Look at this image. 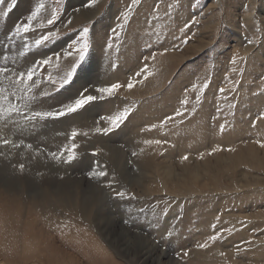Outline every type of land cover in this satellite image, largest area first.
I'll return each instance as SVG.
<instances>
[{"label": "rangeland", "instance_id": "1", "mask_svg": "<svg viewBox=\"0 0 264 264\" xmlns=\"http://www.w3.org/2000/svg\"><path fill=\"white\" fill-rule=\"evenodd\" d=\"M41 4L31 29L17 34ZM85 40V59L60 88ZM0 52L9 69L0 106L19 104L8 77L21 66L35 69L27 95L36 97L0 117V162L11 163L0 171V264H264V0H3ZM116 83L112 95L98 91ZM81 94L97 99L64 116L25 118ZM125 111L119 128L96 131L111 127L102 117ZM143 137L161 141L141 145L149 169L138 155ZM161 164L188 183L184 166L198 164L207 187L169 192ZM160 210L172 211L170 226Z\"/></svg>", "mask_w": 264, "mask_h": 264}, {"label": "snow or ice", "instance_id": "2", "mask_svg": "<svg viewBox=\"0 0 264 264\" xmlns=\"http://www.w3.org/2000/svg\"><path fill=\"white\" fill-rule=\"evenodd\" d=\"M0 2H3V0H0ZM135 2V0H134ZM43 5L41 4L39 6V8L36 9V11H33L32 14L28 17V22L22 24V25H17L16 26V32L17 34H19L21 31L27 33L31 27H32V21L35 19L38 11L40 8H42ZM56 17L55 15H53L52 19H49L48 20V23L49 24H53L54 21H55ZM187 27V25H185ZM88 29L87 28H84L83 29V32L81 33V36H86L87 33H88ZM51 35H55V33H49V36ZM49 36H43L41 37V39H38L36 40V44H40L42 41H45L49 38ZM74 44L76 42H73ZM87 50H88V43L87 41L85 40L83 43L80 44V47L79 49L77 50L78 51V60L76 62V64H74L72 66V70L69 71L67 73L66 76H64L61 80V83L59 84V87L60 88H63L64 86L68 85L70 82H71V79H72V75H73V72L76 70V66L79 64V62L83 61L85 59V56H86V53H87ZM65 56H71L73 55V53L71 51L69 52H66L64 53ZM57 58H59V54H57ZM50 60L51 58H47V59H44L43 61H40L38 63H42L43 65H47L50 63ZM9 69L7 68H0V74L2 73H5V72H8ZM16 75V81H15V85L19 87L20 91L21 92H25L24 96L22 97H17V99H21L23 100L24 104L27 105L31 100H34L36 97L33 95V96H28L27 93L28 92H31L32 91V87H28V82L29 81H32L33 80V77L35 75V69L34 68H29L27 70V72H19L18 74H15ZM8 79H11V77H8ZM51 80V77L49 78ZM51 83L53 85L56 84V81L55 80H51ZM39 84V81H35L34 85L33 86H36ZM121 87L120 84L116 83V84H111L110 86L108 87H104V88H100L98 89V91L100 93H107L108 95H112L114 93L115 90L119 89ZM129 88L132 87V84L129 83L128 85ZM26 89V91H25ZM4 89L0 88V92H3ZM220 91H224V89H220ZM13 95H15V93H13ZM43 95H48V93H43ZM4 100H7V97H3ZM95 99H97V97L95 96H84L83 94H81L80 98L79 99H76L74 103L72 104H68L64 107H62L60 110L58 111H55V112H35L32 114L31 117H25L26 119H36L37 117H40V118H46V117H53V118H56V117H60V116H64L66 113H71V112H74L76 111L77 109L83 107L85 104L91 102V101H94ZM21 112V108L18 107L17 105L15 104H12L10 101L8 102V107L7 108H4L2 106H0V117H10L13 113H20ZM127 118V112H121L120 114L118 115H115V116H108V117H102L101 119H106L110 122L111 124V127H108V128H104V129H100V128H97L96 131L97 132H100V131H103L105 133L107 132H110L113 130V128H119L120 127V124L123 123V121ZM170 119V118H169ZM223 127V125L221 126ZM72 135L75 137L77 135V133L74 131L72 133ZM9 141L5 140L4 143H8ZM145 143H156V144H159L161 143V141L159 140H156V141H145ZM75 147V145H73V148ZM53 155H55V153H53ZM74 158V154H70L68 159L69 161H71L72 159ZM187 157H185L186 159ZM21 168H23V165L20 166ZM99 175H105V173L101 172L99 173ZM117 195H123V193H117ZM212 239H215V237H211ZM205 245H200V247H204Z\"/></svg>", "mask_w": 264, "mask_h": 264}, {"label": "bare ground", "instance_id": "3", "mask_svg": "<svg viewBox=\"0 0 264 264\" xmlns=\"http://www.w3.org/2000/svg\"><path fill=\"white\" fill-rule=\"evenodd\" d=\"M33 1H35V0H33ZM32 8H30L29 9V12H30V10H31ZM28 12V13H29ZM28 21V20H27ZM33 24V23H32ZM16 26V25H15ZM8 27V26H7ZM7 27H5L4 29H2V31H6L7 30ZM100 29V28H99ZM8 41V43H9V41L10 40H7ZM14 45V44H13ZM13 45H11V49H14L13 47ZM16 46V45H15ZM17 48H19V47H17ZM15 50V49H14ZM18 49H16V51H17ZM16 51H14V52H16ZM1 53V52H0ZM14 57H16V62L17 63H20V64H25V63H27V61H26V59L25 58H22L20 55H18V57L15 55V54H13V55H11V57L10 58H14ZM21 60V61H20ZM24 60V61H23ZM26 65V64H25ZM14 68V67H13ZM28 70V67L27 66H21L19 69L18 68H16L15 69V71L16 72H10L9 74L11 75H9L10 77H11V83L12 84H14V88L15 89H12L16 94H17V96L18 97H22V96H24V94H25V92H21L20 91V89H19V87L18 86H16L15 85V81H16V75L15 74H18L20 71L22 72V70ZM29 96V95H28ZM15 98H17V97H15ZM19 100V104L17 103V105L21 108H24V109H29L30 107H29V103L27 104V105H25L24 104V102H23V100H21V99H18ZM5 131H6V129H5ZM147 140V138H145V137H143V140H142V142H140L139 144V147H138V149H140V148H142L141 149V152H138V155H139V158L141 159V163L142 164H144V169H149V168H152V166H153V163L151 162V159L149 158V153H147L146 152V150H145V147H141V145H143L144 144V146H145V141ZM137 141V140H136ZM112 149H113V147H112ZM123 150L122 149H119V150H116V153H115V151H114V149H113V153H114V159H115V162H116V164H117V166H118V168H119V170L121 171V173L124 175V178L125 179H131L132 181L133 180H135V178H132V176H130V175H128L127 173H126V163H125V161H124V155H123ZM146 154H148V157H147V155ZM232 155V154H231ZM251 160L250 161H253L254 159H253V157H252V154H251V156L249 157ZM58 158H56V157H54V161L57 163V160ZM63 160V159H62ZM256 160V159H255ZM253 161V162H256V161ZM53 161V162H54ZM230 161H233V162H243V161H245V156L243 157H232V158H230ZM232 162V163H233ZM264 162V161H263ZM62 162H60V166H56V164L55 163H53V164H51L50 166H48V168H47V171H45V172H47L48 174H52V173H55L58 169H60V167L61 166H63V164H61ZM231 163V162H230ZM258 163L260 164L259 166H260V168L261 169H264V165H262L261 164V162H259L258 161ZM10 164L11 163H8V168L4 165V163L1 161L0 162V171H5V170H8V169H11V166H10ZM24 164H26L27 165V162H24ZM173 164H170V165H167V164H165L164 166L161 164V166H160V168L161 169H163V170H161V173H162V175H163V177H164V181H165V185H166V188H168L167 190H169V192L170 191H172V192H175V193H177V194H180V195H191V194H194L195 192H198V190L197 189H195L196 187H194L193 188V186L194 185H197L198 184V186L200 187V188H202V187H207V185L205 184V183H201V175H200V166L198 165V164H194L193 166H191V167H188V166H184V173H190V178H191V182H187V180H186V178L185 177H181L180 175H179V173L178 172H176V170H174V167L172 166ZM150 166V167H149ZM27 168L28 169H30V173H32L33 171H34V169L32 168V167H30L29 165L27 166ZM62 168V167H61ZM213 168V167H212ZM257 168V167H256ZM204 170L205 171H207V172H209L210 171V166H205L204 167ZM209 170V171H208ZM202 171V170H201ZM217 172V175L219 176V174H221L222 172H223V170H221L219 167H217V168H213L210 172ZM7 172H10V170L9 171H7ZM210 176H211V174H210ZM217 176V177H218ZM248 177V176H247ZM185 178V179H184ZM219 179V178H218ZM257 179H259L260 180V178H257ZM131 180H129V181H131ZM215 180H216V178H215ZM133 182H135V181H133ZM219 182V181H218ZM65 185H66V183H65ZM132 185V184H131ZM219 186H217V188H218ZM221 187V186H220ZM213 189H215L214 187H213ZM149 190H150V188H149ZM216 190H219V189H215V191ZM203 191H205V190H203ZM214 191V190H213ZM207 192V191H206ZM59 194V193H58ZM65 197H66V195H65ZM6 198H8V197H6ZM59 199V198H58ZM98 200L101 202V203H103V200H104V198H101L100 197V195L98 194ZM33 203V202H32ZM34 204H36L35 202H34ZM41 204H43V203H41ZM65 205V204H64ZM90 205V204H89ZM33 206V205H32ZM42 206V205H41ZM67 206L69 207V206H71V205H68L67 204ZM58 207V206H57ZM89 207V206H88ZM164 207V206H163ZM86 208V207H85ZM84 208V209H85ZM55 210V209H54ZM80 210V209H79ZM68 211V210H67ZM155 211V210H154ZM31 212L32 213H37L38 212V208L37 207H32L31 208ZM161 212H163L162 210H160L159 211V213H160V215L159 216H161V215H163L164 217H165V219H166V222H165V225H163L162 227H164V226H170V217L173 215V213H172V211L170 212V210L167 212H163L162 214H161ZM47 215V214H46ZM63 215V214H62ZM130 215V214H129ZM150 215H154L153 213L152 214H150ZM53 216V215H52ZM162 216V217H163ZM47 218H50V215H48L47 216ZM185 219V218H184ZM49 223V222H48ZM60 225V224H59ZM48 226V225H47ZM50 228H57V227H55V225L53 224V226L52 227H50ZM151 230H154V228H153V226H149V229H148V231H151ZM131 241L130 242V245H129V247H131V246H133V245H135V240H134V238L132 239V237H131V239H127V241Z\"/></svg>", "mask_w": 264, "mask_h": 264}]
</instances>
